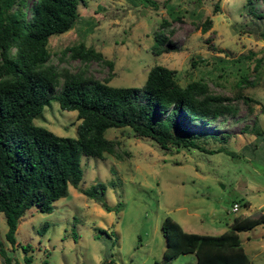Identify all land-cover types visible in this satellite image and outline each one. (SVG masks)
<instances>
[{
    "label": "rangeland",
    "instance_id": "1",
    "mask_svg": "<svg viewBox=\"0 0 264 264\" xmlns=\"http://www.w3.org/2000/svg\"><path fill=\"white\" fill-rule=\"evenodd\" d=\"M153 2L87 0L79 6L74 26L50 37L49 61L59 69L98 79L109 76L111 84L132 86H140L148 69L161 63L175 69L182 85L204 78L212 90L228 95L238 87L241 74L256 73L255 57L264 55V16L255 13H264V0ZM207 17L212 22L204 31ZM162 23L172 46L155 53L154 32ZM80 41L100 50L113 66L71 57L66 47ZM259 71L254 84L241 86L257 99L251 111L241 102L235 114L193 122L206 134L199 139L204 147L223 146L233 153L174 144L163 148L150 137L134 135L128 126L110 127L105 135L118 141L119 155L83 154L79 186L69 185L51 212L27 209L15 244L5 238L7 222L0 211V239L12 264H26L23 247L32 255V264L44 259L48 264H106L107 259L112 264H195L193 252L164 260L161 224L166 216L186 231L218 234L237 214L264 213V139L249 129L255 122L264 130V61ZM59 89L56 86L55 92ZM33 121L58 135L75 137L80 119L76 110L63 109L51 98ZM93 184H103L101 201L81 191ZM233 202L239 204L237 211L231 209ZM240 236L250 264L264 261V223Z\"/></svg>",
    "mask_w": 264,
    "mask_h": 264
},
{
    "label": "trees",
    "instance_id": "2",
    "mask_svg": "<svg viewBox=\"0 0 264 264\" xmlns=\"http://www.w3.org/2000/svg\"><path fill=\"white\" fill-rule=\"evenodd\" d=\"M86 3L87 0H34L29 5L28 0H0V211L7 222L5 238L11 244L16 243L15 232L27 209L35 206L51 212L54 201L69 192V185L79 186L83 154L119 155L118 141L107 137L106 129L128 126L134 135L150 137L163 148L174 144L233 153L223 146L204 147L199 139L206 134L193 122L205 123L220 115L235 114L241 102L251 111V103L257 102L241 86L252 85L260 78L264 55L255 57L256 73L251 77L241 74L231 95L212 90L204 78L182 85L175 69L161 63L148 69L140 86L114 85L109 83V76L98 79L83 71L59 69L49 61L50 37L71 29L78 19L79 6ZM211 22V17L203 21L204 31ZM165 26L162 23L154 32L155 53L172 46L164 35ZM66 49L73 58L103 60L113 66L112 60L83 41ZM56 86H60L58 92ZM51 98H56L61 108L77 111V136L58 135L34 123L33 118ZM249 129L264 139V130L255 122ZM81 191L101 201L104 187L93 184ZM243 204L248 206L250 202L244 200ZM102 205L111 209L105 201ZM260 223H264V213L237 214L226 230L210 234L186 231L178 221L166 216L161 224L166 240L163 258L169 262L179 254L193 252L195 264H250L240 232ZM2 244L0 239V263L12 264L13 258ZM23 250L25 263L32 264L28 248ZM41 264H48L47 260ZM106 264H112V259H107Z\"/></svg>",
    "mask_w": 264,
    "mask_h": 264
},
{
    "label": "built area",
    "instance_id": "3",
    "mask_svg": "<svg viewBox=\"0 0 264 264\" xmlns=\"http://www.w3.org/2000/svg\"><path fill=\"white\" fill-rule=\"evenodd\" d=\"M231 209L232 211H237L239 209V204L237 202H233Z\"/></svg>",
    "mask_w": 264,
    "mask_h": 264
},
{
    "label": "crops",
    "instance_id": "4",
    "mask_svg": "<svg viewBox=\"0 0 264 264\" xmlns=\"http://www.w3.org/2000/svg\"><path fill=\"white\" fill-rule=\"evenodd\" d=\"M260 264H264V261L260 262Z\"/></svg>",
    "mask_w": 264,
    "mask_h": 264
}]
</instances>
